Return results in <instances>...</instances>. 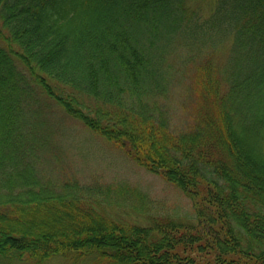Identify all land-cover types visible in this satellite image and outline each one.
Returning <instances> with one entry per match:
<instances>
[{"label":"trees","instance_id":"1","mask_svg":"<svg viewBox=\"0 0 264 264\" xmlns=\"http://www.w3.org/2000/svg\"><path fill=\"white\" fill-rule=\"evenodd\" d=\"M53 108L191 214L64 175ZM59 259L264 264V0H0V264Z\"/></svg>","mask_w":264,"mask_h":264},{"label":"rangeland","instance_id":"2","mask_svg":"<svg viewBox=\"0 0 264 264\" xmlns=\"http://www.w3.org/2000/svg\"><path fill=\"white\" fill-rule=\"evenodd\" d=\"M226 49L227 47L219 52L222 58L226 57ZM187 80L189 81L188 74ZM184 89V81L182 84L176 82L167 92L168 100L165 105L170 106L174 115L180 112V106H188L183 100ZM178 118H181V113ZM47 122L52 128L51 137L58 148L64 151V158L56 165L64 175L79 177L83 182L128 185L146 194L155 210L179 217L191 214L189 201L179 190L138 166L121 150L90 133L81 123L65 116L60 109H51ZM88 263L90 262L81 264ZM52 264L70 263L59 259Z\"/></svg>","mask_w":264,"mask_h":264}]
</instances>
